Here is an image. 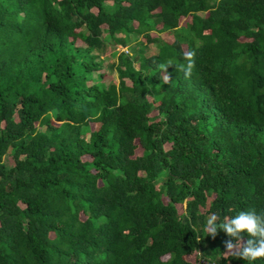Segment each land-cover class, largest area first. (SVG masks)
<instances>
[{
	"label": "trees",
	"instance_id": "1",
	"mask_svg": "<svg viewBox=\"0 0 264 264\" xmlns=\"http://www.w3.org/2000/svg\"><path fill=\"white\" fill-rule=\"evenodd\" d=\"M249 210L264 0H0V264H264L205 230Z\"/></svg>",
	"mask_w": 264,
	"mask_h": 264
},
{
	"label": "clouds",
	"instance_id": "2",
	"mask_svg": "<svg viewBox=\"0 0 264 264\" xmlns=\"http://www.w3.org/2000/svg\"><path fill=\"white\" fill-rule=\"evenodd\" d=\"M183 58L186 63L175 65V67L183 72L187 79L191 77L195 67V51L184 52ZM170 65H173L171 61L158 65L163 71L164 83H168L171 79L167 72ZM219 219L217 214H210L206 219L205 230L207 235L213 238L217 235L218 229L229 237L223 242L226 253L250 262L264 258V211L259 214L255 210L240 211L235 216L225 218L223 222L218 223ZM243 233H247L246 241L242 240Z\"/></svg>",
	"mask_w": 264,
	"mask_h": 264
},
{
	"label": "rangeland",
	"instance_id": "3",
	"mask_svg": "<svg viewBox=\"0 0 264 264\" xmlns=\"http://www.w3.org/2000/svg\"><path fill=\"white\" fill-rule=\"evenodd\" d=\"M185 18H187V17H185ZM156 25H158V24H156ZM152 33H155V32H152ZM164 34L167 38L172 39V35L169 31L166 30ZM131 44H133V43L132 42L128 43L126 46H123L121 48L117 44L114 45V47L116 48L115 53L112 56H110L109 58H103L102 59L103 72L105 74L104 77L110 76V77H112V80H114L116 82L117 77H116L115 69L112 67H108V64L115 60V55H116V52L118 50L121 49L123 51L125 50V51L130 53L131 52ZM146 46L147 47H144V50H146L145 53L147 54L149 52H152V47H151L152 45H146ZM150 47H151V50H150ZM107 54H108V51H107ZM94 74H95V72H94ZM4 157H5L4 161L6 163H11L8 156H4ZM194 264H197V263L195 262Z\"/></svg>",
	"mask_w": 264,
	"mask_h": 264
},
{
	"label": "built area",
	"instance_id": "4",
	"mask_svg": "<svg viewBox=\"0 0 264 264\" xmlns=\"http://www.w3.org/2000/svg\"><path fill=\"white\" fill-rule=\"evenodd\" d=\"M197 264H212L211 261H208L206 259H199Z\"/></svg>",
	"mask_w": 264,
	"mask_h": 264
}]
</instances>
